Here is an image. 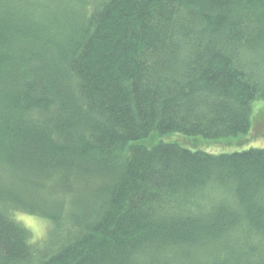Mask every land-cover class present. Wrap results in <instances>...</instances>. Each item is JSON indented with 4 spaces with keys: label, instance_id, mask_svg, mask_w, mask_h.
<instances>
[{
    "label": "trees",
    "instance_id": "1",
    "mask_svg": "<svg viewBox=\"0 0 264 264\" xmlns=\"http://www.w3.org/2000/svg\"><path fill=\"white\" fill-rule=\"evenodd\" d=\"M258 101L264 0H0V264H264V146H187Z\"/></svg>",
    "mask_w": 264,
    "mask_h": 264
},
{
    "label": "rangeland",
    "instance_id": "2",
    "mask_svg": "<svg viewBox=\"0 0 264 264\" xmlns=\"http://www.w3.org/2000/svg\"><path fill=\"white\" fill-rule=\"evenodd\" d=\"M254 105L256 106V109L264 108V101H260V102L258 101ZM258 113H261V117H264V111H260ZM257 117L258 114L256 115V119ZM172 137H173L172 135H166L163 139L164 140L171 139ZM190 139L192 140L187 142L189 143L187 145L188 147L200 148L207 152H213V153L230 152L235 150L246 149L249 147H263L264 118L261 119L260 122L256 121V126L252 131V133L249 132L247 134L223 136L214 139H206L201 136H195ZM18 218L22 221L23 224H25L31 230L35 238L41 237L46 229V222L40 218L26 214H19Z\"/></svg>",
    "mask_w": 264,
    "mask_h": 264
}]
</instances>
